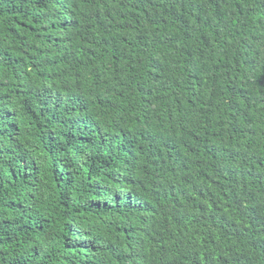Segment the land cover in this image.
<instances>
[{"label":"trees","instance_id":"1","mask_svg":"<svg viewBox=\"0 0 264 264\" xmlns=\"http://www.w3.org/2000/svg\"><path fill=\"white\" fill-rule=\"evenodd\" d=\"M0 264H264V0H0Z\"/></svg>","mask_w":264,"mask_h":264}]
</instances>
